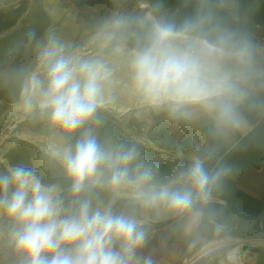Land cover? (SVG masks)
<instances>
[{"label":"clouds","instance_id":"clouds-1","mask_svg":"<svg viewBox=\"0 0 264 264\" xmlns=\"http://www.w3.org/2000/svg\"><path fill=\"white\" fill-rule=\"evenodd\" d=\"M99 34L124 56L143 103L177 119L198 109L218 131L239 125L256 75L252 51L212 0H200L179 26L155 15L115 16ZM26 39L35 66L15 65L0 78L19 88V107L47 129L44 157L58 170L45 179L24 163L0 169V264H154L141 252V216L186 212L193 191L206 196L221 172L211 175L196 158L177 180L157 181L134 145L101 136L113 67L52 32Z\"/></svg>","mask_w":264,"mask_h":264},{"label":"crops","instance_id":"crops-1","mask_svg":"<svg viewBox=\"0 0 264 264\" xmlns=\"http://www.w3.org/2000/svg\"><path fill=\"white\" fill-rule=\"evenodd\" d=\"M160 1L164 3L163 19L177 26L200 2ZM212 3L221 21L243 36L251 48L256 73L253 87L239 109L238 126L218 131L195 108L186 117H172L170 123L149 125L153 129L147 130L144 160L142 151L139 153L153 167L157 181L177 180L196 158L211 175H221L209 184L206 196L193 191V205L186 212L162 210L146 215L155 228L154 242L162 246L160 251L170 248L175 254L171 258H182L202 247L234 245L242 264H264V48L257 42L264 35V0ZM3 14L0 9V34Z\"/></svg>","mask_w":264,"mask_h":264},{"label":"rangeland","instance_id":"rangeland-1","mask_svg":"<svg viewBox=\"0 0 264 264\" xmlns=\"http://www.w3.org/2000/svg\"><path fill=\"white\" fill-rule=\"evenodd\" d=\"M163 8L164 3L160 0H0L5 21L0 34L1 74L15 65L35 66L34 51L26 39L31 31L38 36L55 33L79 54L104 58L114 69L109 87L114 99L102 111L101 136L134 145L139 152L142 151L144 160L147 130L153 129L149 125L170 123L172 117L167 111L142 102L131 86L124 56L106 45L99 33L102 25L115 16L147 18L155 15L163 18ZM47 136L43 123L29 119L19 107V88L0 78V169L24 163L36 167L45 179H54L58 164L54 159L44 157ZM46 164L48 167L44 166ZM123 204V199L118 200L117 207ZM141 218L148 228V239L141 252L150 255L154 264H188L192 256L209 248L185 253L182 258H171L174 253L170 248L160 251L162 246L154 242L155 228L148 224L147 215ZM235 247L220 245L195 264H220L225 254Z\"/></svg>","mask_w":264,"mask_h":264},{"label":"bare ground","instance_id":"bare-ground-1","mask_svg":"<svg viewBox=\"0 0 264 264\" xmlns=\"http://www.w3.org/2000/svg\"><path fill=\"white\" fill-rule=\"evenodd\" d=\"M144 5V4H143ZM103 129V128H102ZM214 248H208L204 249L194 256H192L187 262L188 264H195L197 261H199L202 257H204L207 253H209ZM220 264H242V260L240 258L238 249L232 248L225 254V258L220 260Z\"/></svg>","mask_w":264,"mask_h":264},{"label":"built area","instance_id":"built-area-1","mask_svg":"<svg viewBox=\"0 0 264 264\" xmlns=\"http://www.w3.org/2000/svg\"><path fill=\"white\" fill-rule=\"evenodd\" d=\"M165 1H171V0H165ZM257 42L264 48V35L259 36Z\"/></svg>","mask_w":264,"mask_h":264}]
</instances>
